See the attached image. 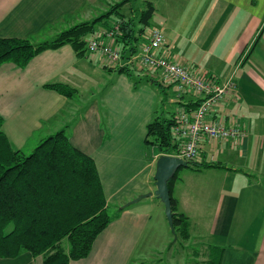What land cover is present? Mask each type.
I'll use <instances>...</instances> for the list:
<instances>
[{"label": "crops", "instance_id": "crops-1", "mask_svg": "<svg viewBox=\"0 0 264 264\" xmlns=\"http://www.w3.org/2000/svg\"><path fill=\"white\" fill-rule=\"evenodd\" d=\"M141 1L138 11L144 5ZM149 1L155 7V23L147 27L138 50L149 30L158 28L164 37L161 52L167 58L216 82L231 80L233 88L213 106L209 117L226 126L238 123L246 132L237 145L206 138L200 142L198 159L223 166L187 168L194 177H204L203 189L195 180L184 189L178 173L172 194L177 210L190 220L187 241L201 245V264L209 258V246L224 247L220 264H264V0ZM131 2L121 9H129L125 16L138 12L129 6ZM108 4L107 0H0V37L27 38L32 43L50 40L67 26L95 18L90 12ZM79 18L85 19L76 21ZM106 30L99 22L87 40L99 36L111 45ZM106 65L113 67L99 52L77 54L70 44L43 50L24 67L5 62L0 65V115L9 141L24 153L65 129L70 142L94 159L106 202L115 208L155 190L159 155L145 144L146 124L155 115L188 112L198 98L192 89H180L162 70H143L145 80L134 87L126 74ZM48 83L67 84L75 93L62 95L44 87ZM123 208L97 235L89 255L69 264H145L132 259L143 233L151 232L147 229L151 214L145 207ZM158 220L164 230L160 214ZM41 263V257L28 252L0 258V264Z\"/></svg>", "mask_w": 264, "mask_h": 264}, {"label": "trees", "instance_id": "trees-1", "mask_svg": "<svg viewBox=\"0 0 264 264\" xmlns=\"http://www.w3.org/2000/svg\"><path fill=\"white\" fill-rule=\"evenodd\" d=\"M128 2H114L105 13L76 23L50 40L32 43L27 38L0 37V65L12 62L24 67L43 50L64 44L83 54L88 50L87 36L94 35L99 22L105 23L108 30L118 24L110 46L119 51L124 63L106 68L126 74L137 87L145 80L141 75L144 68L132 58L139 52L155 7L144 0L141 10L125 16L121 9ZM113 15L116 19L108 23ZM93 38L100 40L99 36ZM44 87L68 97L75 93L74 88L64 83H48ZM175 119L173 114L155 115L146 124L145 144L151 145L157 155L179 152L180 141L172 131ZM2 124L0 115V258H16L28 252L34 258L41 257V264H69L71 260L87 257L97 235L124 209L116 206L110 213L94 159L70 142L65 129L45 137L31 152L24 153L9 141ZM188 163L186 167L192 169L223 167L198 158ZM178 173L168 181L173 226L175 235L187 241L190 220L177 210V200L172 194ZM65 239L69 244L67 250L62 245ZM223 251L224 247L209 246L205 264H220Z\"/></svg>", "mask_w": 264, "mask_h": 264}, {"label": "built area", "instance_id": "built-area-1", "mask_svg": "<svg viewBox=\"0 0 264 264\" xmlns=\"http://www.w3.org/2000/svg\"><path fill=\"white\" fill-rule=\"evenodd\" d=\"M118 30V24L107 30L105 35L112 38ZM164 37L158 28H151L147 39L134 56L140 67L144 69H159L171 80L178 84L180 89L190 88L198 98L195 108L181 111L176 116L172 131L179 139V152L176 155L186 161L200 156V142L203 139L229 140L237 145L245 136V130L238 123L226 126L221 120L210 118V113L231 88V80L216 82L210 77L191 72L186 66L167 58L162 54ZM89 52L99 51L108 62L116 63L120 60V53L112 46L97 38H90L87 44Z\"/></svg>", "mask_w": 264, "mask_h": 264}, {"label": "rangeland", "instance_id": "rangeland-1", "mask_svg": "<svg viewBox=\"0 0 264 264\" xmlns=\"http://www.w3.org/2000/svg\"><path fill=\"white\" fill-rule=\"evenodd\" d=\"M110 1V4L114 3L115 0H107ZM119 1V0H118ZM106 5L104 7L97 8L95 10H92L90 12V16H98L107 10H109V5ZM134 9V11H138L140 7H142V1L141 0H132V2L129 5ZM125 8V9H124ZM122 12L124 15H128V8L124 7ZM122 11V10H121ZM85 18H79L76 21L84 20ZM115 19V15H113L110 19H108V23H112ZM151 22H154V19L151 18ZM69 27V26H67ZM99 27H101L99 25ZM89 38V37H88ZM87 38V39H88ZM110 38V37H109ZM112 39V38H111ZM99 52V51H97ZM100 53V52H99ZM101 55V53H100ZM135 60V57L133 58ZM107 61V60H106ZM108 63V61H107ZM111 63V62H110ZM124 61L121 59L119 62L113 63V66L116 65H122ZM138 63V62H137ZM136 65H139V63ZM186 66V65H184ZM190 71L191 69L186 66ZM137 69V68H136ZM138 70V69H137ZM144 70H151V69H144ZM139 71V70H138ZM192 72V71H191ZM194 73V72H193ZM96 79H99L98 76L94 75L92 76ZM91 83L93 81L91 80ZM196 107V106H195ZM194 107V108H195ZM151 146V145H149ZM179 177L183 180V188L186 189L190 182L194 184L196 181V186H202L205 187L204 177L202 176H193L192 173H190L189 169L187 167H182L179 169ZM195 180V181H194ZM191 185V184H190ZM199 192H202L199 190V188H196ZM207 193V192H203ZM208 194V193H207ZM126 203V202H125ZM139 204V205H136ZM122 205H119V207H122ZM129 206V205H128ZM130 207L133 208H139V207H145L146 210L149 211L151 214V220L150 224L147 229H150L151 232L147 233L144 232L138 246L135 250L134 257L132 259V262L140 263L143 262L145 264H153V263H160V264H201V261L204 260L202 257V254L200 253L201 245L196 244L193 240L184 241L180 239L178 236H176L170 229V226L168 224L165 211H164V205L163 203L156 198L154 195L145 197L141 199L139 202L130 204ZM123 208V207H122ZM114 210V207L110 206L109 211L112 213ZM160 210V213L159 211ZM162 217V221L164 222V230L163 227L159 225L158 215ZM62 245L65 248V250L68 249L69 244L68 241L65 239L62 241ZM193 251H197L198 254H193ZM198 255V257H195Z\"/></svg>", "mask_w": 264, "mask_h": 264}, {"label": "water", "instance_id": "water-1", "mask_svg": "<svg viewBox=\"0 0 264 264\" xmlns=\"http://www.w3.org/2000/svg\"><path fill=\"white\" fill-rule=\"evenodd\" d=\"M188 161L179 156L171 154H161L156 159L155 172L153 175L155 190L137 195L135 198L127 201L122 207L134 204L142 198L151 196L152 194L158 198L164 205L165 215L171 231L175 234L173 226V211L171 205V195L168 181L174 177L180 168L188 166Z\"/></svg>", "mask_w": 264, "mask_h": 264}]
</instances>
